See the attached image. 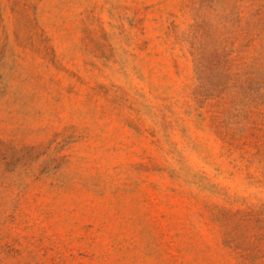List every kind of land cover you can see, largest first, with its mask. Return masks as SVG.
<instances>
[{
  "label": "rangeland",
  "instance_id": "obj_1",
  "mask_svg": "<svg viewBox=\"0 0 264 264\" xmlns=\"http://www.w3.org/2000/svg\"><path fill=\"white\" fill-rule=\"evenodd\" d=\"M0 264H264V0H0Z\"/></svg>",
  "mask_w": 264,
  "mask_h": 264
}]
</instances>
